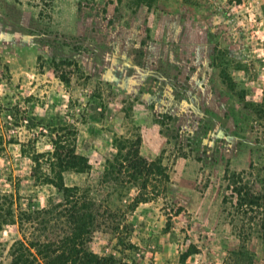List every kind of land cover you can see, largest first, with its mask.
I'll return each mask as SVG.
<instances>
[{"label":"rangeland","instance_id":"obj_1","mask_svg":"<svg viewBox=\"0 0 264 264\" xmlns=\"http://www.w3.org/2000/svg\"><path fill=\"white\" fill-rule=\"evenodd\" d=\"M57 133L88 161L64 182L89 252L264 264V0H0V264L70 228L28 218L56 190L26 155Z\"/></svg>","mask_w":264,"mask_h":264},{"label":"trees","instance_id":"obj_2","mask_svg":"<svg viewBox=\"0 0 264 264\" xmlns=\"http://www.w3.org/2000/svg\"><path fill=\"white\" fill-rule=\"evenodd\" d=\"M50 142L49 151H33L26 156L32 165L31 177L34 182L52 187L56 194L48 198L46 207L33 211L28 218L31 216V220L45 223L66 219L70 228L64 237L53 242L26 244L20 240L14 241L9 248L10 264H112V256L99 257L85 249V240L93 226L91 216L84 212L81 188L67 186L64 182L66 172L81 174L88 168L86 157L77 152L74 142H68L59 133ZM125 162L127 168L134 172L145 168L144 161L138 158L126 159ZM12 222L0 215V231ZM262 226L264 230V223Z\"/></svg>","mask_w":264,"mask_h":264}]
</instances>
